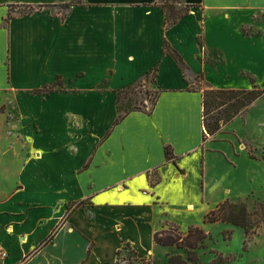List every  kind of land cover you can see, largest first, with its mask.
<instances>
[{
    "label": "crops",
    "instance_id": "obj_1",
    "mask_svg": "<svg viewBox=\"0 0 264 264\" xmlns=\"http://www.w3.org/2000/svg\"><path fill=\"white\" fill-rule=\"evenodd\" d=\"M71 1L0 0V247L9 252L1 264H86L99 245L92 226L83 230L89 220H115L119 232L133 222L157 245L154 233L178 224V211L196 212L182 194L198 190L203 217L226 200L232 188L220 171H236L247 150L204 141L203 94L187 86L202 73L213 88L264 80V0H178L193 6L167 28L164 0H82L67 16L46 6ZM165 39L189 74L164 52ZM157 66L151 113L115 124L119 89ZM58 76L63 90L34 92ZM77 237L88 248L73 253L66 243ZM60 240L63 250L41 259ZM133 241L111 247L115 262Z\"/></svg>",
    "mask_w": 264,
    "mask_h": 264
},
{
    "label": "rangeland",
    "instance_id": "obj_2",
    "mask_svg": "<svg viewBox=\"0 0 264 264\" xmlns=\"http://www.w3.org/2000/svg\"><path fill=\"white\" fill-rule=\"evenodd\" d=\"M165 1V0H164ZM178 7H184L185 2H177ZM258 72L261 70L257 68ZM186 74L190 73L189 69H184ZM194 80L188 82L187 88L190 90H204L209 88L208 82L204 76L193 77ZM240 85L241 83L238 82ZM249 88L252 87L251 79ZM257 84L264 88V80L260 79ZM248 89V88H246ZM129 93L125 94L124 104L131 101L132 107H142L143 109L150 110L154 107L160 88L156 80V72L152 71L148 78L144 79L141 83L137 84L131 89ZM215 107V106H214ZM217 110L213 109L210 113V117L216 115ZM207 140L216 141L215 143L221 146L230 147L233 149V143L236 145L237 153L241 148H246L245 152H241V156L238 158V167L235 171L233 168L225 167L220 171L221 179L228 185H231L232 191L227 198L233 201H243L247 204L249 210L252 212V222L256 224L258 216L256 214V206L260 201H264V96L254 103L250 107L245 117H238L235 121L227 126L222 133H219L216 137ZM233 141V142H232ZM245 146V147H244ZM249 146L253 147L254 155L258 159H253L249 154ZM158 176L153 177V181H156ZM164 188L165 195L171 196L170 188ZM215 193L212 198H218L223 193ZM196 193V194H195ZM198 190L193 193L182 194L188 200L192 199L197 204V209L194 207V214L188 216L187 212L178 211L176 214V220L178 226L183 232H187L188 228L192 225L204 226L208 232V238L205 244L198 249L199 262L197 264H264V226L255 228L256 233L250 238L246 237L245 230L232 223L216 222L205 223L203 217V211L208 207L200 206L198 200ZM139 196V195H138ZM226 198V199H227ZM174 204V203H173ZM179 208V204H175ZM173 205V206H175ZM212 209L213 203L209 204ZM211 211V209H210ZM208 211V212H210ZM180 212V213H179ZM206 212L205 215L208 213ZM121 222V220L117 219ZM116 221H112L113 225H107L103 221L99 220L93 222L89 220L87 228L83 230L87 233H91L90 226L93 227L91 234L99 233L98 247L94 249L91 258L86 264H169L168 253L181 254L185 259L188 258V253L185 249H180L175 246L162 247L155 245L153 239L142 232L141 237L135 233V227L133 222H129V230L119 232L115 226ZM176 223L169 222L164 224L166 228L171 227ZM125 228V227H124ZM104 234V235H103ZM103 235V236H102ZM131 236L134 239V244L138 245L141 253L133 250L134 244L124 243L122 253L114 259L111 247L117 246L121 239L126 236ZM72 240L68 238L67 243L70 250L73 253H78L86 250L87 242L84 239ZM95 239V238H94ZM96 241V240H94ZM96 241V242H97ZM131 241V240H130ZM65 246L63 241L60 240L57 246L48 247L43 249V259L49 252H61ZM89 246V245H88ZM136 250V249H135ZM150 250L149 254L148 251ZM104 251H106L104 253ZM137 251V250H136ZM146 253V254H144ZM1 264V263H0ZM26 264H36L35 262H29Z\"/></svg>",
    "mask_w": 264,
    "mask_h": 264
},
{
    "label": "trees",
    "instance_id": "obj_3",
    "mask_svg": "<svg viewBox=\"0 0 264 264\" xmlns=\"http://www.w3.org/2000/svg\"><path fill=\"white\" fill-rule=\"evenodd\" d=\"M81 2L82 0H73L69 3L46 6L52 8L53 10H58L63 14V16H67L72 6ZM177 2L180 1L165 0L161 4V8L165 14L164 24L166 28L177 23L179 19L189 15L193 6L187 4L184 7H178ZM28 8L31 10L28 11V13H31L34 10V7ZM164 52L176 60L182 71H184V69H189V65L186 63L182 54L172 47L167 39L164 40ZM158 70L159 67H155L154 71L156 72V75ZM151 72L152 71H149L146 74V78L149 77ZM198 76L202 77L204 75L202 73ZM250 79L252 87L248 89L209 87L207 89L200 90L203 94V122L206 128L204 141L209 138L208 136H210V138H214L219 133H222L227 126L231 125L235 121L236 118L245 117L250 107L264 96V89L258 86L256 78L251 76ZM142 81L143 80L137 81L124 89H119L117 96L119 116L115 121V124H118L126 115L133 111H145L151 113L152 109L147 110L142 107H132L130 100L124 104V98H126L125 94L132 91L131 89ZM64 88V79H62L61 76H58L56 81L46 84L42 88H37L34 92L47 94L55 90H63ZM213 109L217 110V113L216 115L210 117V113ZM165 152L167 159L175 162L171 146H166ZM249 154L251 158L258 159L257 156L254 155L252 146H249ZM256 214L258 219L256 224H253V214L249 210L247 204L243 201H233L230 198H227L205 215L204 222L232 223L243 228L245 230L246 237L250 238L256 233L255 228L264 226V201L257 203ZM207 238L208 232L204 226L201 225H192L185 233L177 224H174L169 228L164 227L154 233V241L157 245L162 247L175 246L180 249H185L188 253L187 259H185L181 254L168 253L167 256L169 264H197L199 262L198 249L205 244ZM129 244L130 243H128V245ZM124 248L125 247L118 250L119 257ZM133 250L136 254H138L135 249Z\"/></svg>",
    "mask_w": 264,
    "mask_h": 264
},
{
    "label": "built area",
    "instance_id": "obj_4",
    "mask_svg": "<svg viewBox=\"0 0 264 264\" xmlns=\"http://www.w3.org/2000/svg\"><path fill=\"white\" fill-rule=\"evenodd\" d=\"M8 255H9V252L5 248L0 247V262L6 259Z\"/></svg>",
    "mask_w": 264,
    "mask_h": 264
}]
</instances>
